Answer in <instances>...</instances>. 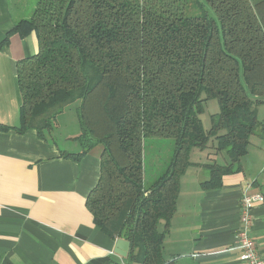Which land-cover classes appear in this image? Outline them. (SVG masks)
Returning <instances> with one entry per match:
<instances>
[{
  "label": "trees",
  "instance_id": "16d2710c",
  "mask_svg": "<svg viewBox=\"0 0 264 264\" xmlns=\"http://www.w3.org/2000/svg\"><path fill=\"white\" fill-rule=\"evenodd\" d=\"M12 34H33L37 43L33 56L16 63L21 103L13 130L54 140L58 116L75 104L81 151L59 156L79 161L101 148L99 177L85 201L94 225L129 242L126 264H173L163 257V240L181 176L199 166L208 175L200 188L219 189L241 171L251 137L264 143L257 117L264 0H36L0 49ZM210 100L219 111L205 130L200 115ZM147 138L172 140L173 152L144 186ZM211 140V155L223 154L225 163H192L191 152Z\"/></svg>",
  "mask_w": 264,
  "mask_h": 264
},
{
  "label": "crops",
  "instance_id": "0c3cea01",
  "mask_svg": "<svg viewBox=\"0 0 264 264\" xmlns=\"http://www.w3.org/2000/svg\"><path fill=\"white\" fill-rule=\"evenodd\" d=\"M35 1L0 0V43L30 15ZM36 52L33 34H12L0 49V126L11 128L0 131V264H90L98 259L126 264L113 253L115 240L94 225L85 205L99 177L101 148H93L79 161L59 156L60 151H81L74 140L80 132L75 111H70L74 117L66 115L69 108L58 116L54 140L13 130L19 125L21 103L16 63ZM257 117L264 123V105L257 108ZM254 138L241 171L225 176L219 189L200 188L208 175L199 166L181 176L176 212L163 240L167 262L241 264L234 239L240 198L244 193L264 197V143ZM199 152H191L192 163L222 158L213 152L202 157ZM252 217L251 236L264 258V202L253 207ZM162 226L163 222L160 230Z\"/></svg>",
  "mask_w": 264,
  "mask_h": 264
},
{
  "label": "rangeland",
  "instance_id": "374dc122",
  "mask_svg": "<svg viewBox=\"0 0 264 264\" xmlns=\"http://www.w3.org/2000/svg\"><path fill=\"white\" fill-rule=\"evenodd\" d=\"M70 111H75V104L69 107V112L66 111V115L70 116L75 114ZM219 108L216 100H210L204 105V112L200 115V119L205 130L210 128V116L218 113ZM260 118V116H259ZM262 119V118H260ZM56 129L54 135L56 134ZM250 140H256L251 137ZM46 141H50L48 138ZM213 140L209 143V148L204 151H200L199 154L205 157L208 152H212ZM173 152V141L167 139H152L147 138L144 142L143 155H144V186H148L149 183L154 181L165 170L167 163L169 162ZM202 152V153H201ZM223 158V159H222ZM217 157L218 164L225 163V156ZM207 173L206 171H204Z\"/></svg>",
  "mask_w": 264,
  "mask_h": 264
},
{
  "label": "built area",
  "instance_id": "2783aa9c",
  "mask_svg": "<svg viewBox=\"0 0 264 264\" xmlns=\"http://www.w3.org/2000/svg\"><path fill=\"white\" fill-rule=\"evenodd\" d=\"M263 202L264 197L259 193H244L240 198L238 206L239 226L234 239L235 248L239 252L238 261L241 264H264V258L260 255L251 236L253 207Z\"/></svg>",
  "mask_w": 264,
  "mask_h": 264
},
{
  "label": "water",
  "instance_id": "95a60500",
  "mask_svg": "<svg viewBox=\"0 0 264 264\" xmlns=\"http://www.w3.org/2000/svg\"><path fill=\"white\" fill-rule=\"evenodd\" d=\"M129 248V242L117 239L114 242L113 253L119 257L126 258Z\"/></svg>",
  "mask_w": 264,
  "mask_h": 264
}]
</instances>
